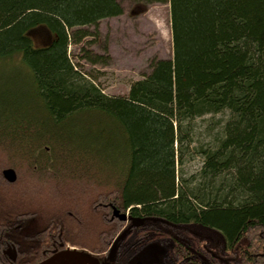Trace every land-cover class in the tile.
I'll return each mask as SVG.
<instances>
[{
	"label": "trees",
	"instance_id": "trees-1",
	"mask_svg": "<svg viewBox=\"0 0 264 264\" xmlns=\"http://www.w3.org/2000/svg\"><path fill=\"white\" fill-rule=\"evenodd\" d=\"M168 1L172 56L113 96L77 68L69 45L122 13L118 0H4L0 63L20 58L38 109L0 113V264H36L71 247L111 264H185L174 256L188 244L187 264H264V0ZM39 27L49 39L36 46ZM223 113L200 141L195 120ZM80 128L95 133L96 154L70 151ZM111 149L118 158L107 159ZM197 156L199 168L184 175ZM202 235L222 238L208 243L222 261L204 263Z\"/></svg>",
	"mask_w": 264,
	"mask_h": 264
},
{
	"label": "rangeland",
	"instance_id": "rangeland-1",
	"mask_svg": "<svg viewBox=\"0 0 264 264\" xmlns=\"http://www.w3.org/2000/svg\"><path fill=\"white\" fill-rule=\"evenodd\" d=\"M31 2L47 5V0H31ZM118 2L122 7V13L100 19L96 28L94 26L83 27L91 34L84 37L80 43H70L69 45L70 58L77 68L87 76H91L104 94L113 96L126 95L130 83L147 73L152 64L159 59H168L172 56L169 1L118 0ZM135 2L140 4L138 9L134 5ZM3 6L4 0H0V7ZM132 9L139 10V13L132 14ZM30 35L34 45L43 44L49 39V35L41 27L32 30ZM96 56H99V59L96 60ZM19 59L18 56H14L2 64L0 63V113L6 108L17 109L20 105L27 111L28 107H31V103L34 102L30 100V83ZM31 109L35 110L38 107L35 105ZM225 117L226 115L223 113L208 114L197 118L195 123L199 128L197 131L199 140L207 142L209 140L206 133L208 128L216 129ZM95 122L97 124L96 119ZM76 123L77 120L69 123L67 127H73ZM106 129L109 130L108 127ZM79 130L74 132V138L67 142L74 147L71 146L70 151L77 150L83 153L88 152L91 155L96 154V150L93 151L94 145L87 141L95 133L89 131L88 128ZM65 138L68 139L67 136ZM9 152L13 153L12 150ZM56 153L62 155L58 148ZM67 154L69 152L64 150V155ZM105 155L109 160L118 158V152L112 149L108 150ZM120 157L122 159V154ZM200 165L201 159L198 156L185 161L182 166L183 174L195 172ZM178 169H180L179 166ZM67 170H64L66 176L69 175ZM103 174L105 173H101L100 176ZM72 175L76 177L78 173L70 174V176ZM105 180H111V178ZM78 187H83V185ZM66 195L73 196L70 191H66ZM43 207L48 209V206Z\"/></svg>",
	"mask_w": 264,
	"mask_h": 264
},
{
	"label": "water",
	"instance_id": "water-1",
	"mask_svg": "<svg viewBox=\"0 0 264 264\" xmlns=\"http://www.w3.org/2000/svg\"><path fill=\"white\" fill-rule=\"evenodd\" d=\"M3 178L8 182H13L16 179V172L13 168L8 167L4 168L2 170ZM113 216L117 217L118 219L124 221L126 219H130V217H127L125 213H119L117 209L113 210ZM134 223H139L141 220L140 217H134L132 218ZM114 249V244L111 247L109 256H112ZM9 258L12 260L16 256L15 250L11 248H7L4 251ZM36 264H105V262H99L97 259L92 257L87 251L80 250V249H74V248H66L61 250H54L52 254L47 256L46 258L42 259Z\"/></svg>",
	"mask_w": 264,
	"mask_h": 264
},
{
	"label": "flooded vegetation",
	"instance_id": "flooded-vegetation-1",
	"mask_svg": "<svg viewBox=\"0 0 264 264\" xmlns=\"http://www.w3.org/2000/svg\"><path fill=\"white\" fill-rule=\"evenodd\" d=\"M127 213V215L129 216V217H132L130 214H128V212H126ZM131 222H133L132 220H131ZM140 222V221H139ZM134 223V222H133ZM138 224V223H137ZM185 224H187V223H185ZM190 225V224H189ZM175 230H177V229H175ZM214 230H212V231H209V232H213ZM207 232V231H206ZM186 236L188 235H190V238H192V231L191 230H189L188 228H187V230H186ZM217 233V232H216ZM174 238H178L177 236H174ZM202 242L200 243V249H196L197 251H199V252H201L202 253V257H203V259H204V263H205V261L207 260V258H209V257H211V258H215V259H218V260H220V261H222L223 259H224V257L223 256H221L219 253H216V252H214V251H211L210 250V248H209V246H208V243H210V242H212V241H219V240H222V238L221 237H218V238H216V239H214V238H211V237H209L208 235H202ZM216 244H218V242H216ZM113 246V245H112ZM179 250H180V248H177V247H175V251L178 253L179 252ZM195 249H194V247L192 246V245H190V244H188L186 247H185V253L184 254H181V255H179V254H176L175 256H174V259H177L178 258V256L179 257H183L184 255H186V257H185V261H184V263L185 264H187V259L188 258H190V256H191V253L194 251ZM54 251V250H53ZM16 252V251H15ZM111 257V256H110ZM198 257V256H197ZM98 260V259H97ZM99 262H105V264H111L110 262H108V261H100V260H98ZM172 264H182V263H177V262H173ZM188 264H190V263H188ZM207 264V263H206Z\"/></svg>",
	"mask_w": 264,
	"mask_h": 264
}]
</instances>
